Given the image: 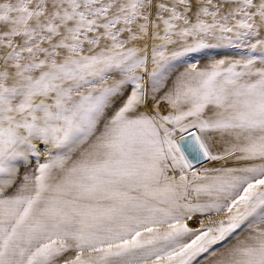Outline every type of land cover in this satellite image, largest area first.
<instances>
[{
    "label": "snow or ice",
    "instance_id": "1",
    "mask_svg": "<svg viewBox=\"0 0 264 264\" xmlns=\"http://www.w3.org/2000/svg\"><path fill=\"white\" fill-rule=\"evenodd\" d=\"M0 264H264V0H0Z\"/></svg>",
    "mask_w": 264,
    "mask_h": 264
}]
</instances>
